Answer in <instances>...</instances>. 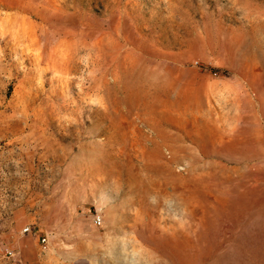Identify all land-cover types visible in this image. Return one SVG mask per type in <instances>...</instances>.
I'll return each instance as SVG.
<instances>
[{
	"label": "rangeland",
	"instance_id": "374dc122",
	"mask_svg": "<svg viewBox=\"0 0 264 264\" xmlns=\"http://www.w3.org/2000/svg\"><path fill=\"white\" fill-rule=\"evenodd\" d=\"M0 264H264V0H0Z\"/></svg>",
	"mask_w": 264,
	"mask_h": 264
},
{
	"label": "built area",
	"instance_id": "2783aa9c",
	"mask_svg": "<svg viewBox=\"0 0 264 264\" xmlns=\"http://www.w3.org/2000/svg\"><path fill=\"white\" fill-rule=\"evenodd\" d=\"M96 222L99 223L100 222V219L97 218L96 219ZM22 232H29V233H37V231H34L32 228H30L29 226L28 227H25ZM38 240L40 242V244L42 245H46L47 243V237L46 235H39L38 236ZM3 252L5 253L6 256H11V251H9L8 249H3Z\"/></svg>",
	"mask_w": 264,
	"mask_h": 264
}]
</instances>
